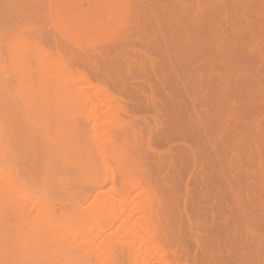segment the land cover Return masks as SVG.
<instances>
[{"label": "rangeland", "instance_id": "rangeland-1", "mask_svg": "<svg viewBox=\"0 0 264 264\" xmlns=\"http://www.w3.org/2000/svg\"><path fill=\"white\" fill-rule=\"evenodd\" d=\"M45 197L90 221L44 238ZM21 238L29 264H264V0H0V264Z\"/></svg>", "mask_w": 264, "mask_h": 264}, {"label": "bare ground", "instance_id": "bare-ground-1", "mask_svg": "<svg viewBox=\"0 0 264 264\" xmlns=\"http://www.w3.org/2000/svg\"><path fill=\"white\" fill-rule=\"evenodd\" d=\"M56 35V34H55ZM66 48V47H65ZM70 48V47H69ZM78 50V47H76ZM74 49H71L74 50ZM68 49H66L67 51ZM82 51V50H80ZM84 51V50H83ZM69 52V51H67ZM73 52V51H72ZM87 52L86 50L84 51ZM71 53V52H70ZM80 52H77V55H79ZM73 54V53H72ZM71 54V55H72ZM84 54V53H81ZM74 55V54H73ZM76 55V54H75ZM34 202L38 205L37 211L38 219L40 220V223L38 225V228L41 231V234L44 238H47L49 235L48 230L51 228H62L63 231L68 232H80L82 230L83 225L85 222L90 221V216H87V213L85 211L79 210H66V205L58 202H55L47 197H45L43 200L36 198ZM107 217V216H106ZM101 221L104 220L103 216L99 217ZM107 219H105L106 221ZM154 227L150 228V231L152 232ZM22 239V238H21ZM154 244H157L156 240H153ZM43 242L40 240H34L33 238L31 240L25 241V239L20 240V242L16 245H18L19 249L21 250V257L19 264H29L30 263V255L32 254V250H34L36 247L42 246ZM120 244V243H119ZM120 248V247H119ZM119 252H121V248L117 249ZM115 256L112 257L110 264H126L122 259L117 257L116 255V249L114 250Z\"/></svg>", "mask_w": 264, "mask_h": 264}]
</instances>
